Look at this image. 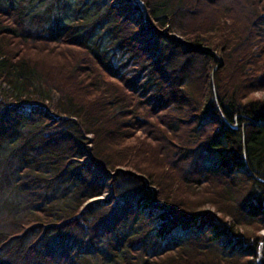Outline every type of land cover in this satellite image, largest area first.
<instances>
[{
  "label": "trees",
  "instance_id": "1",
  "mask_svg": "<svg viewBox=\"0 0 264 264\" xmlns=\"http://www.w3.org/2000/svg\"><path fill=\"white\" fill-rule=\"evenodd\" d=\"M255 93L264 0H0V264H264Z\"/></svg>",
  "mask_w": 264,
  "mask_h": 264
},
{
  "label": "rangeland",
  "instance_id": "2",
  "mask_svg": "<svg viewBox=\"0 0 264 264\" xmlns=\"http://www.w3.org/2000/svg\"><path fill=\"white\" fill-rule=\"evenodd\" d=\"M144 11V10H143ZM71 12V13H70ZM73 13V7H70L69 9H68V16H67V18L65 19L66 20V22H68V17H69V14L71 15ZM145 13V12H144ZM176 39H177V37H176ZM255 96L256 97H262V96H264L262 93H255ZM144 179V178H143ZM106 197H108V193H105L102 197H100L99 199H102V200H105L106 199ZM17 210L15 211V215H22L25 211L23 210V207H18V208H16ZM212 211V210H211Z\"/></svg>",
  "mask_w": 264,
  "mask_h": 264
},
{
  "label": "water",
  "instance_id": "3",
  "mask_svg": "<svg viewBox=\"0 0 264 264\" xmlns=\"http://www.w3.org/2000/svg\"><path fill=\"white\" fill-rule=\"evenodd\" d=\"M145 12V9H144V11H143V13ZM193 51H195V52H200V53H202V54H211L210 52H208V51H204V50H201V49H194ZM131 175H134L133 173H130ZM134 176H136V175H134ZM137 177V176H136ZM141 181H143L144 179L142 178V177H138Z\"/></svg>",
  "mask_w": 264,
  "mask_h": 264
}]
</instances>
